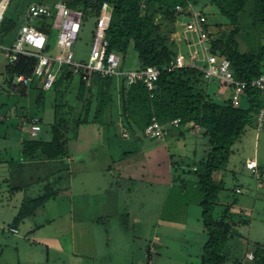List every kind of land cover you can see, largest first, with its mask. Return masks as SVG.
Listing matches in <instances>:
<instances>
[{
  "label": "trees",
  "instance_id": "16d2710c",
  "mask_svg": "<svg viewBox=\"0 0 264 264\" xmlns=\"http://www.w3.org/2000/svg\"><path fill=\"white\" fill-rule=\"evenodd\" d=\"M57 1L63 2L71 11H80L79 33L87 20L93 19L92 40L101 5L105 3L111 12L103 36L107 55L118 57L122 68L121 60L125 59L128 49L132 47L138 61L134 70L153 67L160 70V74L152 90L148 91L141 82L125 86L123 82L102 77L98 73H92L83 80V72L73 73L70 66L63 65L52 88L44 91L40 79L34 76L37 59L16 55L15 60L10 62V52L5 51L6 63L1 73L0 94L5 91L7 96H32V112L23 116L26 122L31 123L37 117L41 129L46 93L51 92L53 96L50 103L53 116L48 130L49 138L45 140L39 137V132L35 137L24 139L21 143L23 159L53 161L68 157L64 138L70 125H74L75 135L83 125H112L110 117L115 93L119 96L122 123L132 133L139 131L143 135L144 130L155 120L166 133L162 140L177 141L191 131L192 134H199L202 139L200 159L187 163L182 159L175 160L170 154H167V158L170 169H175L180 163L189 168L188 174L194 178L193 187L200 196L202 232L206 239L198 264H226V244L232 237L233 229L247 225L248 220L240 213L231 212L237 203L235 198L219 213H215L224 185L222 181L214 180L213 175L225 168L231 147L240 139L246 127L255 123L257 128L256 116L264 107V94L249 86L264 71V0H206L225 19L226 23L223 24L231 26L228 31L218 29L221 23H209L208 14L197 7L201 0H50L47 4L44 0H36L37 3H27L25 11L31 4L47 6L51 10L48 17L42 15L25 20L46 36L49 51L51 34L57 32L52 29ZM7 6L0 20V42L18 32L21 26L17 24L18 7L14 10L15 14L11 15L6 13ZM176 6L182 11L178 12ZM188 7L191 10H187ZM192 11L199 12L205 19L203 28L208 37L210 53L227 59L234 79L248 85L238 107L231 103L230 88L218 80H204L198 70L190 67L172 71L165 68L178 53L177 42L172 36L180 29L178 24L188 20ZM31 19L35 20L34 25L28 23ZM215 27H218V31L213 34ZM75 75L78 76L75 100L81 104V110L78 117L72 119L71 108L63 97ZM20 76L30 79L28 84L17 83L16 78ZM215 88L228 89V96L220 98ZM175 120L179 121L177 125L172 124ZM195 128H198L196 133ZM53 195V189L46 180L37 197L26 199L20 205L9 228L18 227ZM251 262L264 264V247H254Z\"/></svg>",
  "mask_w": 264,
  "mask_h": 264
},
{
  "label": "rangeland",
  "instance_id": "374dc122",
  "mask_svg": "<svg viewBox=\"0 0 264 264\" xmlns=\"http://www.w3.org/2000/svg\"><path fill=\"white\" fill-rule=\"evenodd\" d=\"M44 2L47 4L50 0H44ZM27 3L37 2L36 0L9 1L6 13L14 15V10L18 7V25L25 23L24 12ZM197 7L208 14L211 25L221 23L219 28L217 27L220 31L230 30L231 26L223 24L226 23L225 19L220 17L215 7L209 5L206 0H201ZM28 23L34 25L35 20L31 19ZM92 23L93 19L87 20L71 48L73 60L76 62L88 61ZM217 28H213V34L218 31ZM16 35L17 32H14L0 42V88L1 73L6 63V53L1 47H11ZM56 37L57 32H53L49 39L50 55L59 53L55 44ZM182 37L180 31L175 33L172 39L177 42ZM177 50L187 56L183 43H177ZM121 63L123 70L137 68L138 61L132 47L128 49ZM77 84L78 76L75 75L63 97L71 108L72 119L77 118L81 110V104L75 100ZM214 91L220 95V98L228 96V89L215 88ZM52 99V93L47 92L39 135L45 140L49 138L48 130L52 123L53 109L50 107ZM0 102L6 103L9 107L8 116L11 118V125L8 132H12L11 128L14 126L20 135L23 133L24 138H28L27 133L30 127L22 117L32 112V96H7L4 91L0 94ZM65 111L68 112L66 108ZM119 113V96L115 93L110 117L112 125H83L79 127L76 135L74 125H70L65 132L64 139H66L68 155L74 156L77 163L84 159L85 167H90V164L94 163L96 168L94 171L89 169L87 172H79L77 176H74L73 214H71L75 221H87L88 218L95 220L93 230L96 253L93 257L89 254L87 256L85 251L78 253L79 255L67 254L69 249L67 236L62 235L64 232L61 234L60 231L65 229L62 231L67 232L69 229L67 226L70 223L64 214L68 204L65 201H58L52 204V213L55 212L53 214L56 215L63 213L64 216L61 220H56L52 227L45 226L42 232H46L47 237H51V233L61 235L59 239L62 252L58 254L52 250L49 253L48 264H198L201 248L206 239L202 232L200 196L193 187L194 178L188 174L189 168L184 163H180L175 169H170L166 162L169 154L173 155L177 161L179 159L187 163L192 160L197 161L202 156V139L199 134L196 132L192 134L191 131L177 141L174 139L150 140L139 131L135 133L128 131ZM123 133L126 137L122 135ZM9 138L4 142L0 141V145L15 146L16 140ZM60 141L63 142V139L61 138ZM160 145H167L168 155L160 147L158 151L156 150L157 153L146 157L148 151ZM160 150L161 155H159ZM12 153V156H16L15 152ZM249 158H255L264 167V124L259 131L255 123L246 127L243 135L231 147V154L225 168L213 175L214 180L222 181L224 185V190L219 194L215 213H219L226 204L231 203L232 198L237 199L236 205H233L234 212L231 211L233 214H238L239 208L249 211L246 215L241 214L248 220V224L239 225L233 229L232 237L226 244L225 252L228 257L226 264H236L235 262L256 264L245 257H248V254L251 257L255 246L264 247V188L258 187L257 179L243 169L245 160ZM142 159H145V167L134 165L131 170L125 171V165L130 166L132 162H139ZM108 162L110 165L113 164L111 169L102 170L105 167L104 164L107 166ZM67 165L64 158L62 162H52L50 169L52 173L53 171L55 173L57 168ZM44 181L39 183V188L36 186L32 189L31 197L41 193ZM52 181L55 182L54 187L61 188L67 185L68 178L64 173H55ZM5 187V184L0 183V195L5 191ZM235 187H239L241 194H235ZM17 198L18 196L12 202ZM0 201L4 203L3 205L0 203V264H14L15 257L26 262L25 252H20L24 245L22 239L26 233V227L19 228L20 238L9 233V225L15 214L14 205L6 204L5 197L0 198ZM36 220L39 221L40 217ZM16 242L19 243L18 253L13 251ZM39 250L45 252L44 249ZM42 254L36 253L35 259L40 261L43 256H46L45 253L43 256Z\"/></svg>",
  "mask_w": 264,
  "mask_h": 264
},
{
  "label": "built area",
  "instance_id": "2783aa9c",
  "mask_svg": "<svg viewBox=\"0 0 264 264\" xmlns=\"http://www.w3.org/2000/svg\"><path fill=\"white\" fill-rule=\"evenodd\" d=\"M4 0H0V4ZM9 0H6L3 9L0 11V20ZM56 11L52 24V29L57 31L56 47L59 53L50 55L48 50L44 51L47 45L46 36L38 31L35 27L22 24L15 37V42L11 47H1L4 51L10 52L9 61H13L16 55H23L37 59L34 69V76L40 79L41 89L49 91L57 77L61 66L68 65L72 68L73 73L83 72L84 79L92 73H98L102 77H112L117 82H123L125 86H130L141 82L148 91H151L154 83L157 81L160 70L153 67H146L141 70H123L120 67L118 57L114 54L107 55L106 42L104 41V31L106 30L111 12L104 3L101 5L100 15L96 21L95 33L89 50V58L86 63H80L73 60L71 48L76 41L80 30L81 13L80 11H71L63 3L54 5ZM176 10L181 12L182 9L176 6ZM187 10H191L188 7ZM50 16L51 10L47 6L31 4L27 7L24 20L36 18L39 16ZM205 19L197 11H192L186 21H181L177 32L183 36L177 43H183L187 50V56L179 51L175 58L165 67L168 71L190 67L198 70L204 80H218L230 88V100L234 107H238L241 102V96L244 94L246 82L234 79L230 63L227 59L219 58L209 51L208 37L204 31ZM180 35V34H179ZM44 51V53H43ZM30 79L23 77L16 78V82L22 85L28 84ZM88 84V83H87ZM249 86L261 91L264 94V71L249 83ZM179 121L172 122L177 125ZM257 130L259 131L264 123V107H262L256 116ZM198 128H195V132ZM40 132L39 119L37 117L31 120L29 131L30 137H35ZM165 131L158 125L155 120L144 130L143 135L148 139L162 140ZM124 137L126 135L122 134ZM245 168L251 172L257 169V163L254 160L245 162ZM239 191L236 190V193ZM10 232L17 233L15 229ZM249 259L251 257L249 256Z\"/></svg>",
  "mask_w": 264,
  "mask_h": 264
},
{
  "label": "crops",
  "instance_id": "0c3cea01",
  "mask_svg": "<svg viewBox=\"0 0 264 264\" xmlns=\"http://www.w3.org/2000/svg\"><path fill=\"white\" fill-rule=\"evenodd\" d=\"M9 107L6 105V103L0 102V141L4 142L5 140H9V137H12L16 140L15 146L12 145H0V183L5 184V191L2 192L0 195V198L3 199L4 197L6 198V204H13L14 212L15 214L12 216V219L16 215L20 205L29 198H35L39 195L33 196L32 189L36 188V186L39 188V183H41V180H47L49 181V184L51 188L53 189L54 195L51 197L47 202L44 203L43 206L37 208L34 213L25 218L22 223L15 228L17 233H12L10 232L9 228V233H11L13 236H16L17 238H20V231L19 228L21 226L26 227V233H24L23 237V248L21 249V253L23 251L25 252L24 255L26 258V262L21 261L20 258L15 257L14 264H48L49 261V253L55 251V253L60 254L62 252L61 246L62 244L59 237L61 235L59 234H54L51 233V237L46 236V232H42L45 226L47 227H52L54 222L56 220H61L62 217L65 214V217H68L69 220V225L67 226L69 229L67 232L62 231L65 229H62L60 232H64L65 237L67 240L64 238V241L66 240L69 245V249L67 251V254L69 255H79L78 253H83L82 251H85L84 253L91 255L92 257L96 253V242H95V233L93 230V224L95 220H91V218H88L87 221H75V219L72 217L71 214H73L72 211V206H73V193H74V176H77L79 172L84 173L87 172L89 169L91 171L96 170L94 167V163L90 164V167L87 166L85 167V160L83 159L82 161L75 162L74 156H68L66 157L67 161V166L62 167V168H57L55 170V173H64L67 175L68 182L67 185L61 188H56L54 187V183L52 181V177H54L55 173L52 169H50L52 162H62L63 159L61 160H33V161H26L23 159L22 154H21V143L26 137L24 138V134L21 133V135L18 133V129H15L14 126H12L11 130L12 132L9 131V126L11 125L10 121L11 118L8 116L10 113ZM15 108V107H14ZM23 118V117H22ZM24 121V119H21ZM28 126H31V123L28 121L27 122ZM41 132V129H40ZM29 136V133H27ZM40 135V133H39ZM30 137V136H29ZM28 137V138H29ZM32 138V137H30ZM161 147L165 150L164 153L168 154V147L167 145H160L158 147L153 148L152 150L148 151L146 153V157L149 155H153V153H157L156 150L158 151V148ZM167 149V150H166ZM160 150V154H162ZM12 152H15L16 156H12ZM125 157V156H124ZM81 160V159H80ZM248 160H254L257 163V169L255 172H251L250 170H247L245 168V162ZM145 159L142 161H137V162H132L130 166L125 165L124 169L131 170L132 166L134 165L138 166H144ZM244 162L243 169L249 173V175L253 176L254 178L257 179V185L258 187H263L264 188V167L261 166V164L255 159H246ZM167 167H169V161L167 159ZM109 164V165H108ZM105 167L102 168V170H107L109 171L111 169L110 162L107 163V166L104 164ZM145 167V166H144ZM86 168V169H85ZM30 173H32L30 175ZM44 181V182H45ZM37 190L39 191V189ZM42 188V186H41ZM236 190H239V187H235V193ZM236 194H241V190H239L238 193ZM18 196V198L12 202L15 197ZM82 198L83 195H82ZM65 199V200H62ZM62 202L65 201L66 204H68V207L65 209V213H61L59 215L53 214L52 213V204H55L56 202ZM1 205L2 201H0ZM232 212H234V208L232 207L231 209ZM237 211L240 214H248L249 211L246 209L239 208ZM37 217H40V220H36ZM11 219V221H12ZM86 220V219H85ZM27 225V226H26ZM42 232V233H41ZM38 233V234H37ZM48 233V232H47ZM19 245L18 242H16L15 246L13 247V251L15 253H18L17 246ZM61 245V246H60ZM58 248V249H57ZM37 249V250H36ZM39 249H44L45 252H42ZM81 250V251H80ZM2 252V251H1ZM43 256L40 261L36 260L34 257L35 254ZM40 253V254H39ZM58 256V255H57ZM248 257H245L248 261H251L249 258V254L247 255ZM20 257V256H19ZM17 258V259H16ZM22 258V254H21ZM24 259V258H23ZM44 259V261H43ZM57 259H60L57 257ZM34 261H38L37 263ZM43 261V262H42ZM71 264V263H70Z\"/></svg>",
  "mask_w": 264,
  "mask_h": 264
},
{
  "label": "bare ground",
  "instance_id": "6f19581e",
  "mask_svg": "<svg viewBox=\"0 0 264 264\" xmlns=\"http://www.w3.org/2000/svg\"><path fill=\"white\" fill-rule=\"evenodd\" d=\"M6 0H4L1 4H0V11L3 9V5H4V2H5Z\"/></svg>",
  "mask_w": 264,
  "mask_h": 264
},
{
  "label": "water",
  "instance_id": "95a60500",
  "mask_svg": "<svg viewBox=\"0 0 264 264\" xmlns=\"http://www.w3.org/2000/svg\"><path fill=\"white\" fill-rule=\"evenodd\" d=\"M47 50H48V45H46L44 48V51H47Z\"/></svg>",
  "mask_w": 264,
  "mask_h": 264
},
{
  "label": "clouds",
  "instance_id": "9594fccd",
  "mask_svg": "<svg viewBox=\"0 0 264 264\" xmlns=\"http://www.w3.org/2000/svg\"><path fill=\"white\" fill-rule=\"evenodd\" d=\"M251 259H252V255H251ZM251 259H250V260H251Z\"/></svg>",
  "mask_w": 264,
  "mask_h": 264
}]
</instances>
